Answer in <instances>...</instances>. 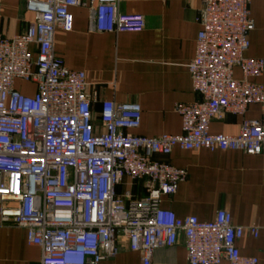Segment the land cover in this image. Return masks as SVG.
Wrapping results in <instances>:
<instances>
[{"label": "built area", "instance_id": "2783aa9c", "mask_svg": "<svg viewBox=\"0 0 264 264\" xmlns=\"http://www.w3.org/2000/svg\"><path fill=\"white\" fill-rule=\"evenodd\" d=\"M23 1L33 22L19 35H0L1 222L26 232L28 245L41 250L40 264H102L121 243L152 264L156 250L180 235L188 264H259L238 243L257 239L264 227L236 225L226 210L203 222L163 208L188 172L156 159L175 148L264 154V116L245 117L251 105L264 107V58L246 57L255 29L251 0H204L187 65L200 100L176 107L181 135L155 137L133 133L139 104L99 100L85 73L69 69L54 47L57 31L73 29L72 8L87 10L97 33H135L145 18L121 5L148 0ZM227 113L243 117L239 133L211 134V123ZM137 182L144 197L132 193Z\"/></svg>", "mask_w": 264, "mask_h": 264}, {"label": "crops", "instance_id": "0c3cea01", "mask_svg": "<svg viewBox=\"0 0 264 264\" xmlns=\"http://www.w3.org/2000/svg\"><path fill=\"white\" fill-rule=\"evenodd\" d=\"M203 2L123 3V12L145 18V27L135 33H97L91 27L89 12L72 8L73 29L56 32L55 51L69 69L85 73L91 91H97L99 100L141 106V125L134 134L181 135L182 119L176 107L200 100L187 65L196 55L200 30L196 19ZM250 10L255 29L249 37L246 57L264 58V0H251ZM33 20L34 15L25 9L23 0H1V36L19 35ZM234 77H242L238 68ZM260 83L264 85V76ZM263 116V105L254 104L245 117ZM242 121L243 117L227 113L211 123L210 132L237 135ZM156 159L188 172L187 180L179 185L176 194L162 199L163 208L180 218L195 216L203 222L213 221L218 210H226L236 225L264 227V154L250 156L240 151L175 148L169 157ZM124 191V187L119 189L120 194ZM132 193L136 198L144 197L143 183L137 182ZM238 247L242 255L257 257L259 264H264V230L257 239L244 237ZM41 258V250L28 245L23 229L4 224L0 218V264H40ZM102 264H142V261L138 253L129 250L127 243H121L119 254ZM152 264H188L183 235L174 246L156 250Z\"/></svg>", "mask_w": 264, "mask_h": 264}]
</instances>
